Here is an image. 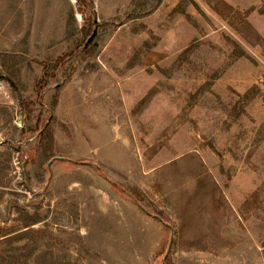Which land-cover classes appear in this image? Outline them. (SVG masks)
I'll use <instances>...</instances> for the list:
<instances>
[{
	"label": "rangeland",
	"instance_id": "obj_1",
	"mask_svg": "<svg viewBox=\"0 0 264 264\" xmlns=\"http://www.w3.org/2000/svg\"><path fill=\"white\" fill-rule=\"evenodd\" d=\"M264 0H0V264H264Z\"/></svg>",
	"mask_w": 264,
	"mask_h": 264
},
{
	"label": "built area",
	"instance_id": "obj_2",
	"mask_svg": "<svg viewBox=\"0 0 264 264\" xmlns=\"http://www.w3.org/2000/svg\"><path fill=\"white\" fill-rule=\"evenodd\" d=\"M263 80H264V78H263Z\"/></svg>",
	"mask_w": 264,
	"mask_h": 264
}]
</instances>
